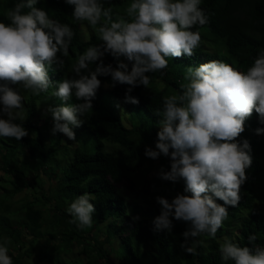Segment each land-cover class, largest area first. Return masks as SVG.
I'll return each instance as SVG.
<instances>
[{"label":"trees","instance_id":"trees-1","mask_svg":"<svg viewBox=\"0 0 264 264\" xmlns=\"http://www.w3.org/2000/svg\"><path fill=\"white\" fill-rule=\"evenodd\" d=\"M16 2L0 0V22L10 23L7 10ZM101 2L105 9H112V19L116 20L128 19L126 9L133 0ZM36 7L48 12L51 19L68 25L74 35L69 55L61 56L63 67L56 70L53 65L48 70L52 83L48 91L33 95L31 90L10 85L24 98L23 110L14 122L22 124L29 133L20 141L0 137V245L8 248L13 264H232L222 261L219 253L224 236L241 247L264 248V135H256V129L264 128V124L259 122L258 114L253 112L245 121V130L235 141L247 140L252 157L239 203L236 207L227 206L228 218L215 238H196L201 241L198 256H190L180 247L184 243L182 233L188 228L185 222L173 220L170 232L154 229L152 221L161 210L156 197L171 202L177 194H185L184 185L183 181L159 179L160 170L148 177L153 165L169 171L170 159L161 156L152 160L144 155L146 147L155 150L156 134L163 120V100L181 93V86L187 83V67L220 60L238 71H246L264 50V0H201L199 7L209 22L191 29L200 32L199 47L191 58H169L163 73L146 74L151 77L148 87L137 86L130 93L139 100L136 105L125 102L127 85L113 87L110 76H98L101 86L91 101L93 107L84 115L78 114L82 124L73 128L77 141L74 147L63 134L52 135L47 109L83 102L74 95L62 102L54 91L63 79L78 78L73 66L89 46L101 43L99 25L74 20L73 9L64 0H38ZM121 61L128 64L130 71L131 63L123 58ZM98 63L90 64L89 70L94 71ZM116 63L110 55L103 57L105 66L111 64L115 68ZM104 83L109 86V94L122 100L131 111L136 124L125 127L114 108L105 102ZM44 179L50 182L46 190ZM123 182L125 190L120 191ZM85 193L91 195L89 203L95 208L96 221L81 230L69 223L72 217L67 208ZM118 221L121 224L115 228ZM112 229L115 231L108 235ZM233 230H238L235 236ZM250 234L256 236L252 244L248 243ZM6 239L10 241L7 244ZM110 244L117 245L113 263L104 248ZM73 248H79L76 256H71Z\"/></svg>","mask_w":264,"mask_h":264},{"label":"clouds","instance_id":"clouds-1","mask_svg":"<svg viewBox=\"0 0 264 264\" xmlns=\"http://www.w3.org/2000/svg\"><path fill=\"white\" fill-rule=\"evenodd\" d=\"M37 3L38 0H17L7 10L10 23L0 22V115L7 116L0 118V137L16 141L29 133L14 122L23 110L24 98L10 85L31 90L33 95L48 91L52 87L48 70L53 65L56 70L63 67L61 56L69 55L74 35L68 25L36 7ZM64 3L72 7L74 20L99 25L101 41L77 58L72 71L78 78L63 79L55 87L54 96L62 102L73 95L83 102L47 109L52 135L60 133L68 140H75L73 128L82 124L78 114L84 115L93 107L91 101L101 86L98 76H110L113 87L127 85L125 102L136 105L139 100L130 95L132 89L141 85L147 88L151 77L146 74L163 73L169 58H191L201 42L200 32L191 29L209 22L199 7L201 0H133L126 9L128 19L116 20L112 19V9H105L101 0ZM106 54L117 61L115 68L103 64ZM121 58L131 63L130 71ZM97 61L95 70H89L90 64ZM184 79L187 83L181 86V93L164 98L155 150L146 147L144 155L152 160L169 158L170 170L161 168L159 179L183 181L184 185L185 194H177L171 202L156 197L161 210L152 221L154 229L170 232L173 220L185 222L188 228L182 233L184 243L180 247L186 254L198 256L201 241L196 238L216 237L228 218L227 206L238 205L240 189L247 180L246 169L252 163L250 145L247 140L235 141L253 112L264 124V50L246 71L210 60L187 67ZM256 135H264V128H257ZM90 196L85 193L76 197L67 208L72 217L69 223L81 230L92 227L94 222ZM255 240V234L248 236L249 244ZM9 242L5 240V244ZM219 253L222 261L232 264H264V248L241 247L227 236L223 237ZM0 264H13L4 245H0Z\"/></svg>","mask_w":264,"mask_h":264},{"label":"rangeland","instance_id":"rangeland-1","mask_svg":"<svg viewBox=\"0 0 264 264\" xmlns=\"http://www.w3.org/2000/svg\"><path fill=\"white\" fill-rule=\"evenodd\" d=\"M82 26H84V25H82ZM184 77H185V75H184ZM103 87L106 89V93L104 95L105 102L107 104H109V107L114 108L117 116H119L121 118L122 123L124 124V126L127 127V128H129L131 125L136 124L138 122L137 119H133V117L131 116V111H129L126 108V106L124 105L123 101L122 100H119L117 98H114V97H112L109 94V91H108L109 90V86L107 84L104 83L103 84ZM116 105H119V108H117ZM42 111L45 112L46 110L43 109ZM3 116H6V115H3ZM145 116L149 119V116L148 115H145ZM130 117L132 118V120H130ZM68 143H70V145L74 147L77 144V141L71 140ZM89 147H90V145H89ZM91 149L92 148L90 147L88 150H91ZM152 168H153V170L148 173V177L155 176L156 173L160 170V167H158L157 165L156 166L153 165ZM43 182H44L43 187L45 188V190L48 189V187L50 185L49 184L50 182L47 181V179H44ZM122 185H125V183L123 182L121 185H119L120 191H124L125 190V188ZM19 197H21V195ZM18 198H15V199H18ZM132 199H134V198H132ZM66 201L69 202L68 200H66ZM136 201H138V202L141 203L142 202V199H138ZM92 219H93L94 222L96 221L94 214H92ZM120 224H121L120 221L115 222L114 227L115 228L116 227H119ZM114 231L115 230L112 229L111 231H109L108 235L109 234H112ZM237 231L238 230H233L234 236L237 233ZM116 247H117V245L114 246V244H110V245H107V246L104 247L105 250L107 251L106 252L107 257H108L109 261L112 262V263H113V261H116V259H117L116 256H115V249H116ZM78 251H79V248H73V251H72L73 254H71V256H76V254H78Z\"/></svg>","mask_w":264,"mask_h":264}]
</instances>
